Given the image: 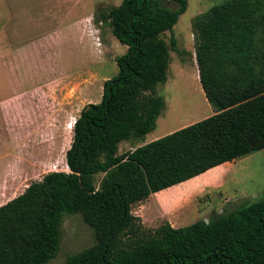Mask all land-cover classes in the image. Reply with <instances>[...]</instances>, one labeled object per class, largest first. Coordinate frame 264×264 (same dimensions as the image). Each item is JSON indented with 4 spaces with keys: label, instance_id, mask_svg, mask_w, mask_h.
Masks as SVG:
<instances>
[{
    "label": "trees",
    "instance_id": "trees-1",
    "mask_svg": "<svg viewBox=\"0 0 264 264\" xmlns=\"http://www.w3.org/2000/svg\"><path fill=\"white\" fill-rule=\"evenodd\" d=\"M175 2L121 0L100 14L126 52L100 102L73 124L68 172L48 173L0 207V264L55 259L65 215H80L95 244L63 264H264V198L177 229H147L132 214L153 194L264 149V0H226L192 21L213 115L117 154L120 143L152 132L164 109L155 89L166 82L170 55L160 35L187 8Z\"/></svg>",
    "mask_w": 264,
    "mask_h": 264
},
{
    "label": "rangeland",
    "instance_id": "rangeland-1",
    "mask_svg": "<svg viewBox=\"0 0 264 264\" xmlns=\"http://www.w3.org/2000/svg\"><path fill=\"white\" fill-rule=\"evenodd\" d=\"M224 1L186 0V11L172 31L160 35L170 55L166 82L155 89V94L164 101V109L155 129L142 139L120 143L118 155L213 115L199 83L192 21ZM120 3L121 0H0V101L14 94V100H20L23 97L18 95H24L26 100L41 104L40 109L52 110L63 105L73 117L86 105L99 103L103 83L117 74L116 58L126 52V47L118 43L108 23L98 17ZM164 3L168 8H177L175 0ZM171 38L175 40V48L170 47ZM14 85L27 92H11ZM63 137L68 145L70 130ZM55 166L57 172H68L64 154ZM53 167L52 162L48 163L47 172ZM227 171L229 176L217 185L218 204L208 202L210 196L215 197L209 190H193L204 185L207 175H203L151 195L135 204L132 214L147 229L165 222L170 226L189 225L264 198V149L221 166L209 175L218 172L223 175ZM102 177V174L95 177L96 186ZM166 199L170 200L164 202ZM94 244V233L81 216L65 215L60 227L59 252L47 264H63L68 256Z\"/></svg>",
    "mask_w": 264,
    "mask_h": 264
},
{
    "label": "crops",
    "instance_id": "crops-1",
    "mask_svg": "<svg viewBox=\"0 0 264 264\" xmlns=\"http://www.w3.org/2000/svg\"><path fill=\"white\" fill-rule=\"evenodd\" d=\"M9 89L11 88L9 87ZM12 89L9 91L19 94L27 92L15 85ZM15 96L14 94L7 100L0 101V207L22 195L31 183L41 181L48 173L57 172L56 162L62 154L65 157L66 151L70 148L73 135V126L70 124L73 125L79 116L73 117L71 113L69 115L70 110L63 105L55 106L52 110L40 109L41 104L26 100L24 95H18L20 98L23 97L22 99L18 98L20 100H14ZM48 124L51 126L48 127ZM69 130L70 142L67 145L63 142V134L64 132L67 134ZM155 139L153 138V140ZM51 162L54 167L49 170L50 172H47L48 163ZM230 163L232 162L222 164L197 176L207 175L203 181L204 187L201 186L193 190L202 189L203 192L206 189L209 190L215 197L210 196L208 202L218 204L220 199L217 198L218 196L216 197V193L219 191L217 185L219 182L222 183L226 179L224 177L229 174L228 171L223 175L220 172L209 174ZM169 200L166 199L164 202ZM157 204L159 205L158 202ZM185 226L188 225L175 226L171 224V227L175 229Z\"/></svg>",
    "mask_w": 264,
    "mask_h": 264
},
{
    "label": "bare ground",
    "instance_id": "bare-ground-1",
    "mask_svg": "<svg viewBox=\"0 0 264 264\" xmlns=\"http://www.w3.org/2000/svg\"><path fill=\"white\" fill-rule=\"evenodd\" d=\"M192 86H193V85H192ZM202 94H203V92H202ZM70 126H73V125L71 124Z\"/></svg>",
    "mask_w": 264,
    "mask_h": 264
}]
</instances>
